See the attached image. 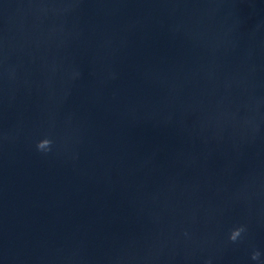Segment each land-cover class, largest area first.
Masks as SVG:
<instances>
[{
    "label": "water",
    "instance_id": "1",
    "mask_svg": "<svg viewBox=\"0 0 264 264\" xmlns=\"http://www.w3.org/2000/svg\"><path fill=\"white\" fill-rule=\"evenodd\" d=\"M0 264H264V0H0Z\"/></svg>",
    "mask_w": 264,
    "mask_h": 264
},
{
    "label": "clouds",
    "instance_id": "2",
    "mask_svg": "<svg viewBox=\"0 0 264 264\" xmlns=\"http://www.w3.org/2000/svg\"><path fill=\"white\" fill-rule=\"evenodd\" d=\"M47 143H48L47 141H44L43 143H41V144L39 145V147L43 148Z\"/></svg>",
    "mask_w": 264,
    "mask_h": 264
}]
</instances>
